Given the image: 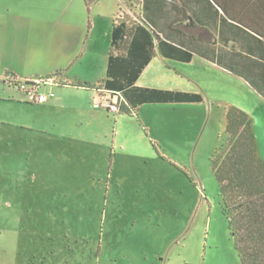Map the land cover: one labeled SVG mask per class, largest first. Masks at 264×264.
I'll return each mask as SVG.
<instances>
[{
	"label": "rangeland",
	"instance_id": "374dc122",
	"mask_svg": "<svg viewBox=\"0 0 264 264\" xmlns=\"http://www.w3.org/2000/svg\"><path fill=\"white\" fill-rule=\"evenodd\" d=\"M114 3L0 0V264H240L210 160L226 142V106L253 119L264 160V100L204 62L155 60L141 84L195 91L202 104L106 113L97 12ZM89 18L98 36L86 48ZM24 80L44 82L46 101L17 90Z\"/></svg>",
	"mask_w": 264,
	"mask_h": 264
},
{
	"label": "crops",
	"instance_id": "0c3cea01",
	"mask_svg": "<svg viewBox=\"0 0 264 264\" xmlns=\"http://www.w3.org/2000/svg\"><path fill=\"white\" fill-rule=\"evenodd\" d=\"M114 1L110 8L97 12L105 23L104 35L109 34V42L113 23L124 19L134 31L137 28L135 24L142 27H139L140 30H137L136 34L142 35L144 32L150 34L154 50L151 60L139 72L133 84L123 85L126 81L122 83L120 76L116 75L117 86H122L120 89L124 90L120 95L127 105L125 109L131 114H116V116L133 118L134 114L144 106L202 104L204 95L195 91L172 86L164 87L159 82L141 84L142 76L151 71L155 60L183 65H190L194 61L204 62L241 80L258 98L264 100V45L260 43L262 40L264 44V39L238 24L242 15H248V7L252 8V3L241 6L240 0ZM87 13L89 15L88 10ZM96 21L98 18H89V21L79 27L78 37L85 42L86 48H90L98 36V33H95ZM67 30L68 26L65 23L63 32ZM68 47V44H64L63 51H67ZM107 75L108 56L106 77L99 83L101 89L97 96H100L101 91L107 90L103 89V82L109 78ZM183 95H198L202 100L191 103L173 100ZM97 103L99 107V100Z\"/></svg>",
	"mask_w": 264,
	"mask_h": 264
},
{
	"label": "trees",
	"instance_id": "16d2710c",
	"mask_svg": "<svg viewBox=\"0 0 264 264\" xmlns=\"http://www.w3.org/2000/svg\"><path fill=\"white\" fill-rule=\"evenodd\" d=\"M251 3L248 15H242L238 24L264 39V0L239 1L241 6ZM135 26L134 31L123 19L115 21L111 30L109 78L103 82V89L110 90H105V94L111 95L119 105V115L131 114L125 109L127 105L120 95L124 90L120 89L122 86H117L116 75L120 76L122 83L126 81L123 85L133 84L154 55L152 37L147 32L136 34L142 27ZM20 83L28 84V80L16 84ZM98 89H101L100 86ZM173 100L191 103L201 102L202 99L198 95H183ZM105 111L112 114L108 109ZM224 118L226 142L215 150L210 160L211 173L218 187L221 214L240 264H264V160L259 156L254 121L235 106L225 108Z\"/></svg>",
	"mask_w": 264,
	"mask_h": 264
},
{
	"label": "built area",
	"instance_id": "2783aa9c",
	"mask_svg": "<svg viewBox=\"0 0 264 264\" xmlns=\"http://www.w3.org/2000/svg\"><path fill=\"white\" fill-rule=\"evenodd\" d=\"M44 82L39 80L28 81L26 83H20L16 86V89L19 91H23L26 97H28L32 102L42 103L45 102L47 97L43 94L38 93L40 86H42ZM99 106L110 110L112 114L119 113V105L114 101L111 95L106 94V96H102L99 98Z\"/></svg>",
	"mask_w": 264,
	"mask_h": 264
}]
</instances>
